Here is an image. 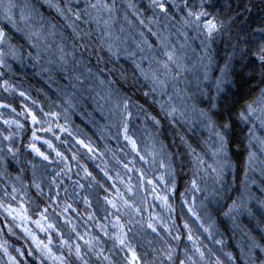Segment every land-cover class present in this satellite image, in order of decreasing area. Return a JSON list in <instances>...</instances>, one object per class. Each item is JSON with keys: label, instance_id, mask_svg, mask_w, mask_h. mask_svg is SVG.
<instances>
[{"label": "rangeland", "instance_id": "obj_1", "mask_svg": "<svg viewBox=\"0 0 264 264\" xmlns=\"http://www.w3.org/2000/svg\"><path fill=\"white\" fill-rule=\"evenodd\" d=\"M86 2L96 0H70V4L69 0H13L17 5L13 15L16 26L0 11V28L6 33V42L0 44L4 53L0 105H10L0 107V264H21L12 250L11 224L26 234L47 264H60L57 257H62L65 264H171L152 233L166 240L168 235L178 236L175 210L169 199L175 191L176 166L173 153L161 139V122L156 123L160 120L146 108L129 104L132 115L127 117L128 134L137 144L133 150L124 139L121 115L115 109L117 97L121 96L88 67L76 44L41 4L57 13L78 37L91 29L117 58L140 64L149 77L145 80L158 107L166 115L161 104L165 109L175 105L179 110L168 117L183 130L191 155L192 177L185 194L189 211L225 248L230 259L238 255L244 264H264V114L257 111L255 116L260 119L254 116L244 121L249 130L250 159L237 187L226 134L214 121L220 97L232 83L233 64L217 65L219 25L207 10L211 0H165L167 13L154 9L151 0H115L116 8L107 28L83 14ZM57 5L66 13L69 6L74 11L81 10L80 18L72 13L61 15ZM189 9L207 13L199 26L191 23L195 17L188 16ZM22 10L25 15L31 12L26 21L20 19ZM91 15L95 17L96 12ZM103 19H108L107 12ZM205 20H215L218 25L211 37L203 27ZM37 32L41 34L38 43L29 39L31 33ZM158 36L165 38L164 45ZM168 51L175 52V59L165 75L163 62L167 61ZM177 71L180 75L173 82ZM26 72L44 82L42 97L25 80ZM153 73L167 82L164 94L158 85L152 91ZM11 94L20 97L18 104ZM201 109L207 116L200 115ZM32 115L37 122L32 121ZM208 116L214 123H209ZM48 128L51 131L43 130ZM7 132L19 139L25 137L32 151L30 145L34 143L48 156L45 160L33 151L32 170L37 178L33 189L6 139ZM33 132L39 139L33 140ZM218 132L225 140L223 149ZM45 141H50L51 147ZM42 145L51 152H45ZM71 148L78 149L108 175V188L88 175V168L73 156ZM67 179L85 189L93 209L91 215L61 199L59 185ZM70 209L79 220L70 215ZM149 223L155 231L148 227ZM76 245L80 257L76 255ZM129 249L134 250L135 259ZM180 251V264H223L190 228L186 229Z\"/></svg>", "mask_w": 264, "mask_h": 264}, {"label": "trees", "instance_id": "obj_2", "mask_svg": "<svg viewBox=\"0 0 264 264\" xmlns=\"http://www.w3.org/2000/svg\"><path fill=\"white\" fill-rule=\"evenodd\" d=\"M41 7L63 29L68 39L76 44L80 56L93 72L103 78L121 97L130 98L129 104L146 108L161 122V139H163L168 150L173 153L176 166L175 191L169 196V199L175 210V225L178 236L171 237L168 235V240H166L161 235L152 233V238L158 248L165 255L168 252L171 253L172 259H168L171 264H180L181 245L186 229L190 228L191 232L217 255L221 263L244 264L238 255L230 259L225 248L218 245L210 237L208 231L189 211L185 202V194L192 177V166L191 155L186 148V136L183 130L158 107L150 94L148 82L137 66L129 59L117 58L108 51L91 29L82 32V36L78 37L57 13L43 4ZM207 10L219 25L218 35L220 38L218 41L216 40L217 65L225 66L229 62L233 64L232 83L220 97L219 107L214 113V121L226 134L238 187L241 178L247 172L250 159L249 130L239 113L245 110L247 102L259 96L264 90V65L261 64L256 55L259 48L264 45V32L260 31L264 28V0H211ZM5 72L8 75V72ZM24 78L34 92L41 97L44 95L45 84L37 75L26 72ZM12 96L18 104L20 97ZM26 100L31 107L36 109L32 101ZM225 124H228L227 128H224ZM7 133L19 167L33 189V185L37 183V178L32 170V165L35 162L34 152L29 148L25 137L19 139L13 133ZM42 149L47 153L51 152L43 145ZM70 150L73 156L88 168L96 183L107 188L110 186L108 175L99 166L85 157L78 149L71 148ZM140 165L144 170L147 169L144 163H140ZM6 186L7 189H11L8 185ZM59 186L63 201H70L85 215L92 214L93 209L85 189L78 185L74 186L68 179L66 182L64 180L60 182ZM69 213L79 220L74 211L70 209ZM11 227L13 230V235H11L12 250L20 263L47 264L26 234L14 224H11Z\"/></svg>", "mask_w": 264, "mask_h": 264}, {"label": "snow or ice", "instance_id": "obj_3", "mask_svg": "<svg viewBox=\"0 0 264 264\" xmlns=\"http://www.w3.org/2000/svg\"><path fill=\"white\" fill-rule=\"evenodd\" d=\"M69 4H70V0H69ZM151 6L154 9H159L161 12L163 13H167V4L165 2V0H151ZM187 7V5H185ZM17 7L16 4L13 3V0H7V2H5V0H0V11L3 12L4 18L6 20H8L10 23H13L14 26L15 25V21L13 20V15H14V9ZM26 7H30V6H26ZM129 7L131 8H135L134 4H129ZM57 8L59 9L61 15L67 16V13H72V15L76 16L77 19L80 18L81 16V10L77 9V10H73V8L71 6H69L67 8V13L65 12L64 9L59 8V5H57ZM116 8L115 5V0H113L112 3H108V0H96L95 3H91V2H86L83 11L84 15H88L91 18L96 19L97 24H101L103 23L106 28L110 27L109 21L113 18L112 17V12L114 11V9ZM92 11L96 12V16L92 17L91 13ZM107 12L108 13V19H103V13ZM37 15H39V13H37ZM207 13L204 11H200V12H193L191 9H189L188 11V16L189 17H195L194 21H191V23H195L197 24V26H199L198 22L200 21L201 17L206 16ZM31 16V12L28 13V15H25V12L22 10L20 13V19L21 20H28ZM143 22V21H141ZM190 21L186 20L185 23H189ZM41 27H43L41 25ZM203 27L207 30V35L209 37L212 36L213 32L218 30V25L215 22V20H205L203 23ZM19 30V29H18ZM261 32H264V28L260 29ZM40 33H31L29 35V39H35L37 41V43L39 42L40 39ZM105 35L110 37L111 33L106 31ZM158 39H160V42L162 45L165 44V38L163 36H158ZM6 42V33L5 31L0 28V44H4ZM105 43H109V41H105ZM34 47L36 45H33ZM109 50H111V46H109ZM61 52H63V49H61ZM3 50L0 49V64L4 63L3 61ZM165 55L167 56V61L163 62V67L165 68L166 72L165 75H167V71L169 69V63L173 62L175 59V52L174 51H168L165 52ZM258 59L260 60L261 64L264 65V45H262L257 54ZM63 59V56L61 57ZM177 68H179V64L176 65ZM137 68L140 69L141 74L145 75V79H148L149 77L147 76V74H145L143 72V69L141 68L140 64H137ZM180 75L179 71H177L175 73V75L173 76V82H175L176 77H178ZM152 80H153V88L152 91L155 92L156 91V85L159 86L160 90H161V94H164L165 90L168 88V84L165 80H160L158 76L155 75V73H153L152 76ZM5 85H7V81L4 82ZM23 95V93H22ZM147 95V93H146ZM129 100L130 98L128 97H117L116 103H115V109L119 111L120 115H121V126H122V130H123V135H124V139L126 141H128L133 150H135L137 148V144L136 141L133 137H131L128 133H129V126L127 123V117H130L132 115V113L129 111ZM169 100H171V96L169 97ZM0 107H10V105H0ZM161 108L163 110H166L167 114L169 116H175V114L179 111L175 105H169L168 109H165V106L163 104H161ZM13 111H15L13 109ZM257 111H260L262 114H264V90H262L261 94L257 97H255L254 99H252L251 101L246 103V107L244 111H241L239 113V116L242 120L244 121H248L250 118L254 117L255 114L257 113ZM124 114H127L126 116ZM54 115V114H53ZM181 116L184 115L183 112L180 113ZM200 115L201 116H207V113L201 109L200 110ZM256 119H260L259 116H255ZM32 121L35 123L37 122V117L35 115L31 116ZM153 119L155 120V117H153ZM208 120L209 123H214L211 119L210 116H208ZM5 123H9V121H5ZM14 123H16L17 127H21L19 121H15ZM157 124L160 123V121H156ZM261 123L264 124V120H261ZM228 124L224 125V128H227ZM45 131H51V128L48 129H43ZM251 131V130H250ZM217 136L220 137L221 140V149H223L224 145H225V140L224 137L221 133H216ZM6 139H10V137H6ZM39 139V137L36 136V133L33 132V140ZM45 143H48L49 146L51 147V142L50 141H45ZM80 143H84L83 141H80ZM30 147L33 149V151H35L39 156L43 157V159L47 160L48 156L45 155L44 152H41L39 148L36 147V145L33 143L32 145H30ZM85 147H88V145H85ZM91 151V149H89ZM57 155H61L60 153H57ZM143 159V157H141ZM125 167H127V165H125ZM88 175H91V173H88ZM193 183H195V181H193ZM37 187H39L37 185ZM15 191V189H14ZM107 199V197L105 198ZM108 203H111L113 205V207H116V205L112 202V201H108ZM2 206V205H0ZM11 206H9L10 208ZM195 214V213H194ZM39 223V222H37ZM149 228H152L155 231V226L151 223L148 224ZM189 239L191 240L192 237L189 236ZM49 243H51V241H49ZM65 244H67L68 242L65 241ZM121 244L124 243L123 240L120 241ZM39 246V244H38ZM47 247V246H45ZM43 250V249H42ZM69 251L71 252V246H69ZM129 251L132 252V256L133 259L136 258V254L134 252V250L129 249ZM48 252L51 253V249H48ZM76 255L78 257H80V248L79 245H76ZM167 258L169 260L172 259V255L170 252L166 253ZM201 256H203V253H201ZM14 260V258H12ZM57 259L60 260V264H65L64 260L62 257H57ZM85 264H87V262L85 261Z\"/></svg>", "mask_w": 264, "mask_h": 264}]
</instances>
